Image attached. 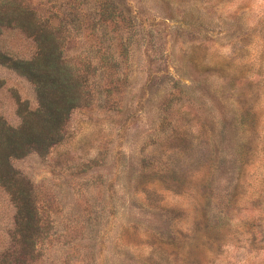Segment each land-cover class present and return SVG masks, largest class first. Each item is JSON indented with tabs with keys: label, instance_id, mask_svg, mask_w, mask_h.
Instances as JSON below:
<instances>
[{
	"label": "rangeland",
	"instance_id": "rangeland-1",
	"mask_svg": "<svg viewBox=\"0 0 264 264\" xmlns=\"http://www.w3.org/2000/svg\"><path fill=\"white\" fill-rule=\"evenodd\" d=\"M39 43L80 93L40 151ZM3 125L0 264H264V0H0Z\"/></svg>",
	"mask_w": 264,
	"mask_h": 264
},
{
	"label": "trees",
	"instance_id": "trees-1",
	"mask_svg": "<svg viewBox=\"0 0 264 264\" xmlns=\"http://www.w3.org/2000/svg\"><path fill=\"white\" fill-rule=\"evenodd\" d=\"M27 27L26 31L29 33L30 28ZM39 45L36 58L25 63H16L15 68L20 71L22 68V72L26 73L25 75H30L32 81H36L40 97V108L36 111H26L21 114L23 123L20 129L14 132L20 133V136L26 140V145L35 143L38 151L55 143L54 137L61 130L70 110L77 106L75 102L80 94L75 90V87L72 89V85L66 81L67 73L63 70V67L59 63H51L54 55L49 56L44 50V45L40 43ZM42 74L45 75V80L41 78ZM46 75L49 76L47 80ZM55 90H60L62 95L59 97L54 95ZM0 137H2V145H0V160L2 162L20 155L17 152L20 149L18 144L23 141L17 139L13 141L14 135L10 134L8 128L4 125L0 130ZM7 143L8 146H5ZM16 145L17 151L14 149Z\"/></svg>",
	"mask_w": 264,
	"mask_h": 264
}]
</instances>
